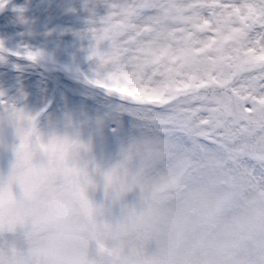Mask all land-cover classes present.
Returning <instances> with one entry per match:
<instances>
[{"label":"clouds","instance_id":"clouds-1","mask_svg":"<svg viewBox=\"0 0 264 264\" xmlns=\"http://www.w3.org/2000/svg\"><path fill=\"white\" fill-rule=\"evenodd\" d=\"M28 117L0 114L17 141L0 170V264H264L259 191L235 197L224 184L189 182L157 199L171 165L153 155L160 133L138 124L104 168L75 122L43 130ZM141 173L146 182L131 183Z\"/></svg>","mask_w":264,"mask_h":264},{"label":"snow or ice","instance_id":"snow-or-ice-1","mask_svg":"<svg viewBox=\"0 0 264 264\" xmlns=\"http://www.w3.org/2000/svg\"><path fill=\"white\" fill-rule=\"evenodd\" d=\"M97 2L107 13L90 29L98 72L89 83L163 136L153 155L171 165L154 198L189 182L264 195V0ZM146 179L137 174L131 183Z\"/></svg>","mask_w":264,"mask_h":264},{"label":"rangeland","instance_id":"rangeland-1","mask_svg":"<svg viewBox=\"0 0 264 264\" xmlns=\"http://www.w3.org/2000/svg\"><path fill=\"white\" fill-rule=\"evenodd\" d=\"M56 8L54 0H10L0 10V100L35 117L43 130L75 122L92 143L95 161L107 168L138 122L118 98L89 83L98 72L90 59L96 24L82 16L70 20ZM29 52L37 58L29 60ZM5 110L0 104V114ZM16 142L15 129L0 121V170L9 166ZM16 239L23 246L22 236Z\"/></svg>","mask_w":264,"mask_h":264},{"label":"bare ground","instance_id":"bare-ground-1","mask_svg":"<svg viewBox=\"0 0 264 264\" xmlns=\"http://www.w3.org/2000/svg\"><path fill=\"white\" fill-rule=\"evenodd\" d=\"M59 12V15H65L68 19L73 20L78 16L86 17L88 22L98 21L99 17L106 15L107 7L104 3H99L97 0H54ZM62 15V16H63ZM12 31L5 32V35H10Z\"/></svg>","mask_w":264,"mask_h":264}]
</instances>
